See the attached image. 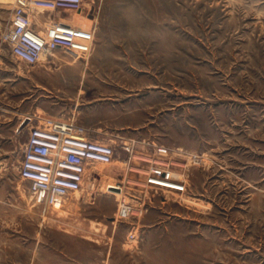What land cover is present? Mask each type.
Masks as SVG:
<instances>
[{"label":"rangeland","instance_id":"rangeland-1","mask_svg":"<svg viewBox=\"0 0 264 264\" xmlns=\"http://www.w3.org/2000/svg\"><path fill=\"white\" fill-rule=\"evenodd\" d=\"M1 1L0 63L11 65L9 86L0 85V264H35L19 247L36 229L99 244L106 264H264V0L47 6L38 23L75 18L76 31L71 48L40 60L74 66L73 94L87 106L80 120L106 126L90 137L132 147L93 163L59 216L43 212L18 173L27 132L8 119L29 65L1 38L12 0ZM157 145L175 151L185 192L144 184ZM188 154L200 160L187 163ZM122 200L129 209L119 216Z\"/></svg>","mask_w":264,"mask_h":264},{"label":"built area","instance_id":"built-area-1","mask_svg":"<svg viewBox=\"0 0 264 264\" xmlns=\"http://www.w3.org/2000/svg\"><path fill=\"white\" fill-rule=\"evenodd\" d=\"M82 3L83 0H14L10 22L2 31L1 38L8 43L16 59L33 65L56 50L71 48L76 31L69 22L52 19L49 15L44 16V23L38 25L37 15L47 6L53 10L76 12L81 9ZM21 124L15 132H22ZM117 149L128 157L132 147L126 142L117 147L98 141L73 121L46 118L28 129L18 173L29 182L30 191L43 212L59 216L73 195L84 187L88 168L93 163H112ZM155 152L158 158L146 169L144 184L185 192L186 182L178 176L181 174L174 169L177 163L171 159L175 151L171 153L164 145H157ZM187 156V163L200 160L196 154ZM185 167L188 168V165ZM128 209L129 206L122 200L119 216L126 215ZM59 228L66 229L64 226Z\"/></svg>","mask_w":264,"mask_h":264},{"label":"crops","instance_id":"crops-1","mask_svg":"<svg viewBox=\"0 0 264 264\" xmlns=\"http://www.w3.org/2000/svg\"><path fill=\"white\" fill-rule=\"evenodd\" d=\"M2 2L0 0V6ZM7 5L12 12L14 0L7 2ZM41 15V13L37 15L38 21ZM75 22L74 18L70 23ZM50 56H55V53ZM10 65L9 61L0 63V85L3 87L9 86L10 75L4 74V71H9ZM74 70L72 63L60 62L52 57L29 65L27 73L19 72L17 75L18 109L15 115L9 116L8 121L11 122L9 125L16 128L22 123L21 130L27 132L33 125L49 118L63 121L74 120L91 135L103 131L106 128L104 122L90 124L80 120L87 106H84L83 99H79L84 94L82 91L77 92L78 97L73 94ZM121 84L120 81H114V86H121ZM36 230L32 238L28 239L23 247H19V253L24 254L26 261H33L35 264H106L108 254L103 252L99 244L50 229H45L44 232Z\"/></svg>","mask_w":264,"mask_h":264},{"label":"bare ground","instance_id":"bare-ground-1","mask_svg":"<svg viewBox=\"0 0 264 264\" xmlns=\"http://www.w3.org/2000/svg\"><path fill=\"white\" fill-rule=\"evenodd\" d=\"M98 171V170H97ZM116 171V170H115ZM92 175V174H91ZM115 176V175H114ZM88 181V180H87ZM119 189V187H117ZM120 196V195H119ZM124 199V198H123Z\"/></svg>","mask_w":264,"mask_h":264}]
</instances>
